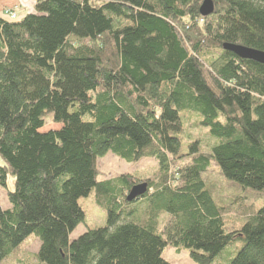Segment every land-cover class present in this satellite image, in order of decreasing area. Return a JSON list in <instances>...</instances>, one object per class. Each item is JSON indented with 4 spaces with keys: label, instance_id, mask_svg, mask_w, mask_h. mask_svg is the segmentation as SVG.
<instances>
[{
    "label": "trees",
    "instance_id": "1",
    "mask_svg": "<svg viewBox=\"0 0 264 264\" xmlns=\"http://www.w3.org/2000/svg\"><path fill=\"white\" fill-rule=\"evenodd\" d=\"M32 1L0 18V187L15 180L0 264L33 236L36 264H171L167 248L195 264H264V205L232 223L206 182L218 168L264 198V65L224 49L264 52V0H211L208 17L205 0ZM48 117L61 128L41 132ZM190 119L213 145L182 152ZM109 153L154 159L158 174L100 180ZM92 193L107 222L71 241Z\"/></svg>",
    "mask_w": 264,
    "mask_h": 264
},
{
    "label": "rangeland",
    "instance_id": "2",
    "mask_svg": "<svg viewBox=\"0 0 264 264\" xmlns=\"http://www.w3.org/2000/svg\"><path fill=\"white\" fill-rule=\"evenodd\" d=\"M34 8L35 5L32 0H2L0 3V18H6L9 20L10 18L6 15V12L13 10L17 13L18 19H21L25 15L33 13ZM195 123V119L186 120L189 129L183 136V153L187 152V143L192 140L200 139L205 147L213 145L214 143L212 139L208 137L207 129L195 127ZM60 128L59 125L52 122L51 117H48L47 125L41 132L59 130ZM0 164H2L1 158ZM97 165L98 170L101 173L100 180H104L106 177H115L122 174H133L141 179H148L155 177L158 174L157 161L148 158L142 159L139 162L128 163L118 156L109 153L104 158L98 159ZM14 181L13 177H9L7 188L0 187V206L4 210L10 209L7 193L8 191L14 190ZM206 182L211 187L218 202L229 207L232 223H239L242 219L245 220L249 218L253 214L255 207L259 209L264 205L263 197L256 199L249 196V200L246 198L248 194L232 189L221 177L218 168H214L207 173ZM79 203L85 212V220L70 235L71 241L79 238L89 229L104 226L107 222V214L104 209L96 203L94 193L87 198H82ZM167 216L168 215L163 216L160 219L161 228L169 223L170 219ZM31 239L32 240L26 245L16 250L14 254L2 264H36L35 256L39 251L41 243L38 239H35V236L31 237ZM235 246H241V242H237ZM163 258L171 264H195L191 260L188 251L185 250L178 253L173 248H167L163 253ZM220 262H222V260Z\"/></svg>",
    "mask_w": 264,
    "mask_h": 264
},
{
    "label": "water",
    "instance_id": "3",
    "mask_svg": "<svg viewBox=\"0 0 264 264\" xmlns=\"http://www.w3.org/2000/svg\"><path fill=\"white\" fill-rule=\"evenodd\" d=\"M214 10V3L211 0H205L201 6L200 12L202 16L208 17L214 13ZM224 49L234 53L241 59L251 60L264 65V52L238 45H224ZM147 188V184L135 186L128 195L127 201L133 202L139 197L144 196L147 192Z\"/></svg>",
    "mask_w": 264,
    "mask_h": 264
},
{
    "label": "built area",
    "instance_id": "4",
    "mask_svg": "<svg viewBox=\"0 0 264 264\" xmlns=\"http://www.w3.org/2000/svg\"><path fill=\"white\" fill-rule=\"evenodd\" d=\"M6 15L12 20H15V19L18 18L17 13L15 11H13V10L7 11Z\"/></svg>",
    "mask_w": 264,
    "mask_h": 264
}]
</instances>
